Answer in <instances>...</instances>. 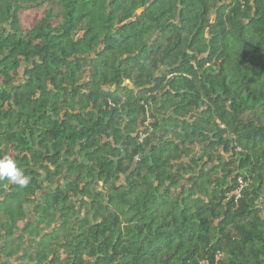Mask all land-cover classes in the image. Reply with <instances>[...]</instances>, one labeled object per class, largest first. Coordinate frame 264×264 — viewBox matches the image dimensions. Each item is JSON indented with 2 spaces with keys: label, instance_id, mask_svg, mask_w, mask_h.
<instances>
[{
  "label": "trees",
  "instance_id": "16d2710c",
  "mask_svg": "<svg viewBox=\"0 0 264 264\" xmlns=\"http://www.w3.org/2000/svg\"><path fill=\"white\" fill-rule=\"evenodd\" d=\"M5 155L0 264H264V0H0Z\"/></svg>",
  "mask_w": 264,
  "mask_h": 264
},
{
  "label": "clouds",
  "instance_id": "9594fccd",
  "mask_svg": "<svg viewBox=\"0 0 264 264\" xmlns=\"http://www.w3.org/2000/svg\"><path fill=\"white\" fill-rule=\"evenodd\" d=\"M0 181L26 187L30 182V177L18 166L14 158L5 155L0 156Z\"/></svg>",
  "mask_w": 264,
  "mask_h": 264
},
{
  "label": "rangeland",
  "instance_id": "374dc122",
  "mask_svg": "<svg viewBox=\"0 0 264 264\" xmlns=\"http://www.w3.org/2000/svg\"><path fill=\"white\" fill-rule=\"evenodd\" d=\"M150 120L151 119H150V117L148 115V117H147V124L150 122ZM202 149H203V145L194 147V154L193 155L194 156H199L201 154V152H202L201 151ZM184 161H187V159H184ZM123 179H124V177L121 176V180H123ZM40 183H41L42 189H41V191H38V193L36 194V197H35V199L38 202L42 200L44 193L49 192L50 190H53L58 184H62V178L61 177L60 178H57L55 184H48V183L44 182V175H43L40 178ZM31 210H32V207L29 208V212ZM28 219L29 220H32L33 219V214L31 212L29 214Z\"/></svg>",
  "mask_w": 264,
  "mask_h": 264
},
{
  "label": "built area",
  "instance_id": "2783aa9c",
  "mask_svg": "<svg viewBox=\"0 0 264 264\" xmlns=\"http://www.w3.org/2000/svg\"><path fill=\"white\" fill-rule=\"evenodd\" d=\"M237 194V192H236ZM218 258V256L216 257V259ZM199 264H211L208 260H202Z\"/></svg>",
  "mask_w": 264,
  "mask_h": 264
}]
</instances>
